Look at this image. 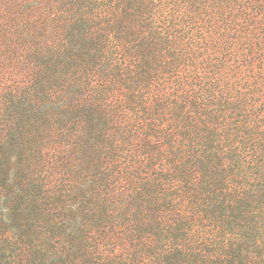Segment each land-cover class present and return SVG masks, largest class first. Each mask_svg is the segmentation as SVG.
<instances>
[{"label": "trees", "instance_id": "16d2710c", "mask_svg": "<svg viewBox=\"0 0 264 264\" xmlns=\"http://www.w3.org/2000/svg\"><path fill=\"white\" fill-rule=\"evenodd\" d=\"M63 2L78 14L66 22L61 44L46 54L41 45L50 43L33 40L40 46L28 61L40 71L30 88L5 94L0 264H264V0ZM41 102L48 106H35ZM44 110L59 115L56 124L71 113L83 125L74 154L94 160L82 171L102 181L107 152L115 159L116 144L140 138L131 121L149 129L133 150L132 185L146 198L158 192L163 198L130 202L163 208L155 218L136 220L141 244L129 253L122 238L110 259L97 258L86 249L80 209L57 195L65 211L59 217L32 162L21 167L28 116ZM126 113L139 116L129 122ZM47 133L42 156H63L59 148L74 139ZM147 142L164 146L168 156L167 170L151 182L156 192L139 180L145 165L135 162L140 152L150 155ZM156 161L151 157V165ZM164 213L177 217L169 222Z\"/></svg>", "mask_w": 264, "mask_h": 264}, {"label": "rangeland", "instance_id": "374dc122", "mask_svg": "<svg viewBox=\"0 0 264 264\" xmlns=\"http://www.w3.org/2000/svg\"><path fill=\"white\" fill-rule=\"evenodd\" d=\"M77 14V11L69 7L63 0H0V126L5 125V122L7 124L9 119L4 115L6 92H19L30 88L34 81L33 74L36 71H40L36 64L31 62V60L28 61L30 55L32 56L40 46L39 41L37 43L32 41L37 40L36 38L44 39L46 43L50 44L41 45L43 51L46 54L53 52L61 44L63 35H65L66 22L73 20ZM91 76L95 81L99 80L100 85L102 84L96 74ZM57 94L59 93L56 92L53 97L57 96ZM51 100H53L52 97ZM35 106L48 105L41 102V104L36 103ZM45 110L31 117L28 116V119L33 118V122L28 127L30 128L28 133H31V137H28V147L24 148L23 152L26 155V162L22 161L20 163L21 167L26 169V167H30L32 162L31 168L36 179L42 178L41 180H45V183L48 184L49 189L46 190L49 195L46 199L49 207L61 209L59 217H62L65 211L56 202L55 198L57 197L55 196L57 195H67V200L63 199L62 202H65L66 206L80 209L78 213L81 215V223L85 237L88 240L86 249L94 252L97 258L101 259V261L110 259L116 253L113 245L122 238L126 240L123 244L125 253H129L136 245L141 244L139 243V234L135 230L136 220L139 223L142 221V216L149 219L154 215L155 218L157 211L163 208L161 204L162 208L156 207L154 209L153 205L155 203L152 205L150 203L148 205L150 207L145 208L143 205L132 206L130 202L132 199H139L140 203L146 200L158 202L163 198L159 192V194L154 193L152 197L146 198L144 193L132 185L134 183L132 171L134 165H132V161L134 162L135 152L133 150L141 146V140H146L145 134L149 132V129L137 122L136 116L139 115L133 114L136 122L131 121L134 119L132 114L126 113L123 115L129 122L131 121L134 128L139 126L140 138L138 142L131 143L133 146H128L130 143L126 142H123L124 144L122 145L120 143L116 144L119 152L115 154V159H112L111 155L108 157L107 152L104 167L108 178L106 177L105 181L104 179L102 181L100 177L95 179L93 172L87 173L88 169L82 171L85 164L95 165L94 160L88 159V157L77 158L74 154L73 147L79 142L78 136H81L79 130L83 128V125L76 122L71 113H66L69 121L65 123L57 122L56 124V119L59 115ZM141 120L146 121L147 119L142 117ZM2 129H5V127H2ZM50 129H53V133L60 138V141H62L61 138L64 136L74 139L73 143L65 144V148H59L64 153L63 156L59 153L56 154L58 157L56 155L50 156L49 154H47L48 156H42V147L45 149L47 146L46 143L50 136L47 132ZM147 143L146 147L151 152L149 153L150 155L147 156L144 155V152H140V156L136 157L137 159L135 160L137 164L142 163L145 165L140 172V179H137L142 180V182H149L150 185L154 186L157 184L155 180L159 178L163 170H167L165 164H168L166 162L168 156L167 152L164 153L161 150L164 149V146ZM155 148L160 150L154 153L160 156L159 159L157 155L152 153ZM116 149L113 147L112 151ZM155 156L157 161L155 166H153L151 165V157L154 158ZM83 183H86V185L83 186ZM172 187L174 186L171 185L170 188ZM156 191L157 188L155 187ZM91 196L95 200L90 201L89 197ZM95 216L102 217L103 220L94 223ZM120 217H122V220H119ZM162 217L166 218V221L171 222L177 216L164 213ZM172 218L173 220H171ZM114 221L117 223L115 224ZM152 234L153 232L147 229L149 239L154 238ZM144 261L146 264L151 262L150 260ZM125 264L131 263L126 261Z\"/></svg>", "mask_w": 264, "mask_h": 264}]
</instances>
